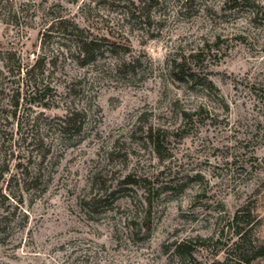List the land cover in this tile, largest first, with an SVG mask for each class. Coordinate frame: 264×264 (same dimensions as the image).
Instances as JSON below:
<instances>
[{
  "label": "rangeland",
  "instance_id": "obj_1",
  "mask_svg": "<svg viewBox=\"0 0 264 264\" xmlns=\"http://www.w3.org/2000/svg\"><path fill=\"white\" fill-rule=\"evenodd\" d=\"M144 1L0 0V264H264V0Z\"/></svg>",
  "mask_w": 264,
  "mask_h": 264
},
{
  "label": "trees",
  "instance_id": "obj_2",
  "mask_svg": "<svg viewBox=\"0 0 264 264\" xmlns=\"http://www.w3.org/2000/svg\"><path fill=\"white\" fill-rule=\"evenodd\" d=\"M152 0H147L144 1L143 5H138L136 6L137 12L139 11V15L140 17L146 16L147 18H149V12L147 15L144 14L143 10L145 8H148V5L151 4ZM181 1V0H180ZM184 2V5H190L192 4L194 1L196 0H182ZM254 8H256V11H259L260 6L259 5H254ZM150 9V8H149ZM65 21L61 20L59 21V25L61 26L62 24H64ZM62 27V26H61ZM68 28H71V32L74 33L75 35V47L78 49L79 52V58H81V65H85L87 64V62H90L92 60H95V54L97 53V43L94 39H88L87 37H84L83 35H79L78 33H80L82 31V29L78 26V24L72 22L69 23ZM77 34H76V33ZM19 62L17 61L16 64L17 65V72L18 74H21L22 71L24 73V78H23V82H22V86H18L17 87V94H16V101L14 103V105L16 107H18L20 105V98H23V95L25 98H27L28 96H38L42 94V91H45L46 88L42 87V79L40 77H37V75L35 74V70L40 67L41 65L45 64V61L42 60L41 58H39L33 65H29V66H25L23 67L22 63L20 62V59H18ZM4 67L8 68V66L5 64ZM25 69V71H24ZM13 70V69H11ZM10 70V71H11ZM13 72V71H11ZM33 97V98H34ZM76 122V118H75V114L74 113H70L69 115L66 116V118L63 120V126L65 128V130H68V128H70V126L74 125ZM150 138L152 140V142L155 144V146L157 148H159L160 145V135L158 134H150ZM264 256V244L261 245L257 251L254 253V256L250 259H244L246 263H251L254 259Z\"/></svg>",
  "mask_w": 264,
  "mask_h": 264
}]
</instances>
